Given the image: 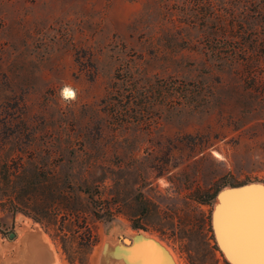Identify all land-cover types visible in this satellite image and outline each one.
I'll return each mask as SVG.
<instances>
[{
    "label": "rangeland",
    "instance_id": "obj_1",
    "mask_svg": "<svg viewBox=\"0 0 264 264\" xmlns=\"http://www.w3.org/2000/svg\"><path fill=\"white\" fill-rule=\"evenodd\" d=\"M242 185L264 189V0H0V264H126L107 248L137 235L233 264L214 218Z\"/></svg>",
    "mask_w": 264,
    "mask_h": 264
},
{
    "label": "water",
    "instance_id": "obj_2",
    "mask_svg": "<svg viewBox=\"0 0 264 264\" xmlns=\"http://www.w3.org/2000/svg\"><path fill=\"white\" fill-rule=\"evenodd\" d=\"M224 199L214 218L222 249L233 264H264V189L242 185ZM125 243L107 248V256L126 264H172L167 248L147 235L128 238Z\"/></svg>",
    "mask_w": 264,
    "mask_h": 264
},
{
    "label": "trees",
    "instance_id": "obj_3",
    "mask_svg": "<svg viewBox=\"0 0 264 264\" xmlns=\"http://www.w3.org/2000/svg\"><path fill=\"white\" fill-rule=\"evenodd\" d=\"M110 104L114 105L112 101L110 102ZM229 185L235 186L234 184H229ZM83 191L88 195L89 203L92 207V213L94 214L95 217L112 220L117 216V213L120 212L119 208L117 207L118 206L117 204L115 206L113 204L111 205V202L100 197V195H98L99 193H93L90 191L89 188H85ZM218 191L219 188L212 193H208L207 196H205V199H200V200H202L203 203L209 204L214 199ZM145 215L146 212L144 210L139 213L138 217L131 215L130 218L131 226L134 229L147 230L143 222V218ZM84 228H85V239H84L85 244L89 246L94 245L97 240V236L94 233L92 227L86 223Z\"/></svg>",
    "mask_w": 264,
    "mask_h": 264
},
{
    "label": "bare ground",
    "instance_id": "obj_4",
    "mask_svg": "<svg viewBox=\"0 0 264 264\" xmlns=\"http://www.w3.org/2000/svg\"><path fill=\"white\" fill-rule=\"evenodd\" d=\"M28 230V229H27ZM29 234H30V232H29V230H28V232H27V235L29 236ZM147 236H149V237H151V238H153V239H155V240H157V241H160L156 236H150V235H147ZM161 242V241H160ZM163 245H164V243L163 242H161ZM168 248V247H167ZM168 250L171 252V250L168 248ZM172 253V252H171ZM37 257L39 258V260L40 261H45L46 259H47V257H48V254H47V252L46 251H39L38 252V254H37Z\"/></svg>",
    "mask_w": 264,
    "mask_h": 264
},
{
    "label": "clouds",
    "instance_id": "obj_5",
    "mask_svg": "<svg viewBox=\"0 0 264 264\" xmlns=\"http://www.w3.org/2000/svg\"><path fill=\"white\" fill-rule=\"evenodd\" d=\"M66 90H71L72 95L71 96L66 95ZM60 96L62 99H65V100H67V99L75 100L76 99V92L73 91L72 89L68 88V87H65L61 90Z\"/></svg>",
    "mask_w": 264,
    "mask_h": 264
},
{
    "label": "snow or ice",
    "instance_id": "obj_6",
    "mask_svg": "<svg viewBox=\"0 0 264 264\" xmlns=\"http://www.w3.org/2000/svg\"><path fill=\"white\" fill-rule=\"evenodd\" d=\"M66 95H69V96H71V95H72V92H71V90H66Z\"/></svg>",
    "mask_w": 264,
    "mask_h": 264
}]
</instances>
